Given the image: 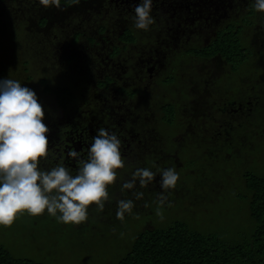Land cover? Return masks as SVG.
I'll list each match as a JSON object with an SVG mask.
<instances>
[{
  "label": "flooded vegetation",
  "instance_id": "af4514ba",
  "mask_svg": "<svg viewBox=\"0 0 264 264\" xmlns=\"http://www.w3.org/2000/svg\"><path fill=\"white\" fill-rule=\"evenodd\" d=\"M136 2L61 0V10L0 0L1 22L36 33L20 41L21 67L45 106L50 146L85 152L96 128L114 130L126 157L118 179L149 155L193 161L196 110L211 138L262 110L264 13L251 0H153L148 31L133 27Z\"/></svg>",
  "mask_w": 264,
  "mask_h": 264
},
{
  "label": "rangeland",
  "instance_id": "374dc122",
  "mask_svg": "<svg viewBox=\"0 0 264 264\" xmlns=\"http://www.w3.org/2000/svg\"><path fill=\"white\" fill-rule=\"evenodd\" d=\"M9 21H0V78L9 76L31 85L34 81L23 82V48L19 45L24 38H34L36 33L29 30L31 27L25 29L19 22ZM259 95L262 105L259 114L220 138L209 137L207 130L211 128L206 130L200 126L198 112L201 111L196 110V158L193 161L188 159L187 153L169 158L154 154L136 165L155 170L174 164L180 173L178 185L168 197L171 206L162 208L163 220L155 214L156 195L161 189L154 181L146 188L137 186L144 197L136 201L133 213L123 222L115 217V201L125 193L109 189L112 199L106 203L104 211L97 213L90 207L89 220L85 223L65 225L52 217L44 220L47 213L36 221L17 218L9 227L0 226V242L16 256L28 255L50 264H115L126 252L139 226L163 227L180 219L192 228L215 232L232 243L242 235H249L253 222L242 197L246 192L243 173L245 170L264 173V84ZM127 178L129 176L122 177L116 183ZM127 195L131 197L130 192Z\"/></svg>",
  "mask_w": 264,
  "mask_h": 264
},
{
  "label": "clouds",
  "instance_id": "9594fccd",
  "mask_svg": "<svg viewBox=\"0 0 264 264\" xmlns=\"http://www.w3.org/2000/svg\"><path fill=\"white\" fill-rule=\"evenodd\" d=\"M44 9L62 10L61 0H34ZM79 2V0H75ZM257 13H264V0H251ZM153 0H137L132 6L133 27L148 31L154 23ZM45 106L35 89L9 76L0 78V226H11L18 217L45 213L57 223L80 225L89 220L90 207L102 213L112 197L118 170L125 168L122 140L116 131L98 127L85 152L68 147L66 153L50 146V127ZM41 161H48L43 167ZM71 164L75 165V171ZM159 176V180H156ZM180 179L176 166L136 167L119 185L123 198L116 199L115 217L123 222L133 213L154 181L155 214L163 220L162 208L171 206L169 194ZM131 193V197L127 193ZM147 206V204L145 205Z\"/></svg>",
  "mask_w": 264,
  "mask_h": 264
},
{
  "label": "trees",
  "instance_id": "16d2710c",
  "mask_svg": "<svg viewBox=\"0 0 264 264\" xmlns=\"http://www.w3.org/2000/svg\"><path fill=\"white\" fill-rule=\"evenodd\" d=\"M243 176L246 192L242 197L253 222L249 235L232 243L176 219L163 227L138 229L115 264H264V173L245 170ZM0 264L50 263L16 256L0 242Z\"/></svg>",
  "mask_w": 264,
  "mask_h": 264
}]
</instances>
